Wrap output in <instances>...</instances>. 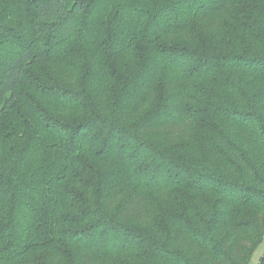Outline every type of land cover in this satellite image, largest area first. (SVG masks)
I'll use <instances>...</instances> for the list:
<instances>
[{
  "label": "trees",
  "instance_id": "16d2710c",
  "mask_svg": "<svg viewBox=\"0 0 264 264\" xmlns=\"http://www.w3.org/2000/svg\"><path fill=\"white\" fill-rule=\"evenodd\" d=\"M85 54L97 87L33 73ZM263 237L264 0H0V264H243Z\"/></svg>",
  "mask_w": 264,
  "mask_h": 264
},
{
  "label": "rangeland",
  "instance_id": "374dc122",
  "mask_svg": "<svg viewBox=\"0 0 264 264\" xmlns=\"http://www.w3.org/2000/svg\"><path fill=\"white\" fill-rule=\"evenodd\" d=\"M86 55V54H85ZM84 55V56H85ZM99 55H94L87 57V55L83 58H71L67 59V57L63 59H54L50 61L41 62L40 65L33 72L41 79L50 81L52 79L51 76L60 79V81L69 80L71 78L76 80V84L80 85L82 80L85 79L87 84L91 83L95 87L98 86V81L96 77V69L100 66V62L98 61ZM135 59V58H134ZM128 67L132 68L136 65V59L132 60L129 58L127 60ZM112 82V79L109 80ZM108 81V82H109ZM81 114V115H80ZM82 113L76 114V117L82 116ZM264 257V237L260 243V245L254 250L253 254H251L250 258L247 262L243 264H260L262 258Z\"/></svg>",
  "mask_w": 264,
  "mask_h": 264
}]
</instances>
